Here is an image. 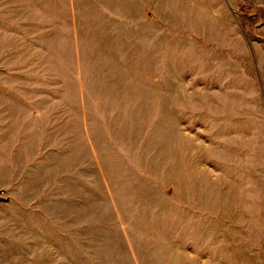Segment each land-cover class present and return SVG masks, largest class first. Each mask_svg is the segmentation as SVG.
<instances>
[{
    "label": "rangeland",
    "instance_id": "1",
    "mask_svg": "<svg viewBox=\"0 0 264 264\" xmlns=\"http://www.w3.org/2000/svg\"><path fill=\"white\" fill-rule=\"evenodd\" d=\"M0 264H264V0H0Z\"/></svg>",
    "mask_w": 264,
    "mask_h": 264
},
{
    "label": "water",
    "instance_id": "2",
    "mask_svg": "<svg viewBox=\"0 0 264 264\" xmlns=\"http://www.w3.org/2000/svg\"><path fill=\"white\" fill-rule=\"evenodd\" d=\"M1 194H2V190L0 189V201H5L6 199L2 197Z\"/></svg>",
    "mask_w": 264,
    "mask_h": 264
}]
</instances>
